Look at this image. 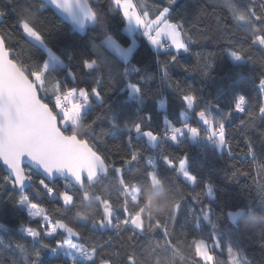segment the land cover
Returning <instances> with one entry per match:
<instances>
[{
	"label": "snow or ice",
	"instance_id": "obj_1",
	"mask_svg": "<svg viewBox=\"0 0 264 264\" xmlns=\"http://www.w3.org/2000/svg\"><path fill=\"white\" fill-rule=\"evenodd\" d=\"M177 4L178 0H166V6L154 3V14L137 0H3L0 4V167L4 169L0 204L26 209L31 218L19 229L23 242L6 243L0 235V251L11 253L7 264H19L17 252L23 264H45V252L62 254L63 264H253L239 240L230 236L222 241L219 220L224 217L236 229L241 224L255 228L264 250V142L258 146L247 135L256 130L264 137V0H223L226 15L213 7L215 40L208 28L195 33L196 25L186 28L184 18L174 15ZM51 8L70 19L75 30L83 32L91 25V52L81 51L77 58L72 51L50 45L54 26L46 13ZM200 14H205L203 9ZM114 18L132 37L130 44L110 30ZM97 32L103 37L99 43ZM137 33L156 50L158 73L132 63ZM203 41L216 42L219 51H194ZM184 54L194 55L196 64L182 62ZM110 56L122 64L105 68L111 65ZM218 56L230 59L235 68L259 69L252 79L258 101L238 87L243 76L205 99L194 85L172 75V68L179 67L212 78ZM157 75L178 95L183 109L176 121L164 114L163 128L153 126L146 103ZM119 92L126 93L123 103L113 99L112 94ZM156 92L164 109L167 101L160 89ZM128 101H134L135 107ZM237 119L245 144L239 151L229 127ZM103 122L107 127H100ZM119 132L125 133L126 141L114 144L113 152L104 151L101 145L107 147L108 138L115 139ZM143 138L159 150V160L171 175L137 146ZM189 144L232 159L226 177L251 181L252 192L243 204L215 211L214 182L191 169L189 152L169 150L172 145ZM237 157L247 158L248 167H238ZM145 161L140 174L134 175ZM58 177L64 179L62 188ZM108 184L117 186L115 199L102 190ZM45 195L53 207L36 199ZM189 198L199 206L190 223L199 230L206 221L211 226L207 238L177 228ZM70 214L76 223L69 222ZM97 234L99 239L81 242ZM218 249H226V259Z\"/></svg>",
	"mask_w": 264,
	"mask_h": 264
},
{
	"label": "trees",
	"instance_id": "obj_2",
	"mask_svg": "<svg viewBox=\"0 0 264 264\" xmlns=\"http://www.w3.org/2000/svg\"><path fill=\"white\" fill-rule=\"evenodd\" d=\"M138 3H141L144 6H147L153 14L155 9L152 8V5L159 4L166 6V0H137ZM3 3V0H0V4ZM223 0H212L209 3V0H178L176 10L174 15L182 16L185 20V27L192 28V25H196V28H192V31L195 33L199 28H208L209 34L213 36L214 40L217 37L215 32V20L212 8L216 7L217 14H227V10L222 6ZM204 10V15H201V10ZM46 20L50 25H53L50 38V45L54 49H67L78 54L83 52H91V43L90 38L93 36L91 27L87 30L85 35L74 30L67 22L60 18L54 10L51 8L49 12L46 13ZM114 34L117 35L122 41L130 42V37L123 32L119 18H114L111 22V29ZM19 38V34H17ZM96 42L99 43L103 37L97 32ZM137 48L133 53L134 59L132 63L136 64L139 67L146 69L148 73H158V65L155 63L154 55L155 49L147 42L146 38L137 35ZM194 51L207 53V52H218L219 46L214 41H203L200 45L194 46ZM111 65L105 64L104 67L108 66L119 67L122 64V61L117 60L114 56H110ZM182 62L188 63L190 65L196 64V57L190 54H184ZM75 65V61L73 62ZM172 75L175 78L181 79L183 83L192 84L195 88L199 89V95L203 96L205 99L213 98L217 92L221 89H227L230 84L234 81L240 79L241 76L245 78L244 82L241 83L238 87L247 93L249 96L253 97L254 101H258L259 97L255 94L254 86L252 84V79L255 77L256 73L259 71L257 68L255 71L250 67H245L243 69L235 68L230 59L223 56H218L215 60V68L211 73L212 78L202 77L198 70H194L190 73H185L179 67L172 68ZM135 75V74H133ZM90 82V81H88ZM151 92L147 98V108L151 111L153 115V126H159L160 128L165 127L163 122L164 114H168L173 121H176L179 117V113L183 110L181 101L178 95L172 91V89L167 88L161 84L159 75L156 76L152 84L150 85ZM157 89H160L163 98L167 101L164 109H161L159 106L158 100L155 98L158 93ZM113 99H116L119 103H123L127 100L126 93L119 92L113 93ZM132 108L135 107L134 101H128ZM189 120H193V116L189 113ZM239 121L234 120L230 122L229 127L232 132L233 146L239 151L240 149L245 148L244 144V135L243 129L238 127ZM100 127H107L106 122L101 123ZM258 127H260L258 125ZM99 132V128L97 129ZM247 135L251 136L254 141H256L259 146L264 142V137L261 136L259 131L250 130L247 132ZM126 141V135L123 132L115 134V139L108 138V145L104 148L106 152H113L115 149L112 147L116 143H124ZM137 146L142 148L145 156H152L157 159L158 165H160L161 170L167 172L168 175H171V172L166 169V166L163 165V162L159 160L158 149L153 148L150 144L147 143L146 138H143L137 142ZM174 151L177 154H182L184 151L189 152L190 154V165L191 169L194 172H197L205 179H211L214 184L217 186V199L213 204V207L217 213H220L222 210L230 209L232 206L243 204L246 197L252 192L251 190V181L246 177H239V182L235 180H230L226 177V173L230 174L232 159L227 156V154L221 156L212 151L202 149L197 147L195 144H189L186 148L177 147L172 145L169 149ZM239 160L238 167L247 168L249 161L247 158L237 157ZM146 161L142 162L141 165L134 169L133 174L139 175L140 172L145 167ZM4 175V169L0 167V176ZM57 184L62 188L64 185V179H57ZM100 191L101 189H97ZM105 193H111L113 199L118 196V189L115 184H108L102 189ZM187 191V189L185 190ZM199 191V189H197ZM29 194L34 195V193L29 189ZM254 195V193H252ZM3 196V193H0V197ZM37 200L41 201L45 207L51 208L53 204L50 203V198L45 196L36 197ZM201 199L207 200L205 196L201 195ZM195 208L196 212L192 213L191 209ZM199 214V206L195 205L191 198L185 201L183 212L179 218L177 228L186 227L190 233L200 234L204 237H209L211 233V226L206 222H201V229H196L193 224L190 223L194 215ZM24 222H31V218L27 215L26 209H17L14 208L11 203L0 204V235H3L5 242H23L22 236L19 229ZM69 222L76 223L69 215ZM220 228L223 232L221 237L223 242H227L229 237L235 242L239 240V247L243 249V252L253 264H264V250L259 246L260 235L258 231L253 227H246L241 224L239 229H236L232 222L226 217L219 220ZM79 227V224L76 225ZM90 228V225L87 226ZM82 232H85L86 229L81 228ZM99 234L91 236L90 239L82 240V243H89L91 239H99ZM30 239V238H26ZM187 251V249H186ZM221 258L227 257L226 249L221 252L217 250ZM10 250L0 251V261L5 262L9 260ZM45 264H63L66 259L62 254L57 256L50 252H45L43 254ZM15 257L19 264H23L20 254L15 253Z\"/></svg>",
	"mask_w": 264,
	"mask_h": 264
},
{
	"label": "water",
	"instance_id": "obj_3",
	"mask_svg": "<svg viewBox=\"0 0 264 264\" xmlns=\"http://www.w3.org/2000/svg\"><path fill=\"white\" fill-rule=\"evenodd\" d=\"M53 10H54V12L60 17V18H62L65 22H67L73 29H74V26H73V24H72V22H71V20L70 19H67V18H65L62 14H60L56 9H54V8H52ZM91 27V25H88V26H86V29H85V31H83V32H81V31H79V30H76L77 32H79V33H81L82 35H85V33L87 32V30L89 29ZM75 30V29H74ZM57 179H63L62 177H58Z\"/></svg>",
	"mask_w": 264,
	"mask_h": 264
},
{
	"label": "rangeland",
	"instance_id": "obj_4",
	"mask_svg": "<svg viewBox=\"0 0 264 264\" xmlns=\"http://www.w3.org/2000/svg\"><path fill=\"white\" fill-rule=\"evenodd\" d=\"M127 34V33H126ZM139 33H137V35H138ZM128 35V34H127ZM129 36V35H128ZM130 37V42L128 43V44H130L131 43V39H132V37L131 36H129ZM138 43V42H137Z\"/></svg>",
	"mask_w": 264,
	"mask_h": 264
}]
</instances>
